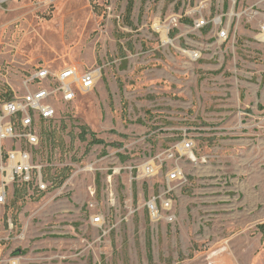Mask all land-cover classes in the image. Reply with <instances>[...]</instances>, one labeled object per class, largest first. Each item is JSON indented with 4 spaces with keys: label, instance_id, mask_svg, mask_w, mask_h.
Here are the masks:
<instances>
[{
    "label": "rangeland",
    "instance_id": "rangeland-1",
    "mask_svg": "<svg viewBox=\"0 0 264 264\" xmlns=\"http://www.w3.org/2000/svg\"><path fill=\"white\" fill-rule=\"evenodd\" d=\"M129 2L13 0L0 9V99L24 91L41 64L101 69L92 91L39 124L35 160L52 185L10 199L5 258L264 264V42L262 19L250 15L264 1L133 0L128 19ZM90 132L108 145H91ZM185 135L195 160L181 154ZM152 164L162 168L148 176ZM176 165L187 177L167 194L176 219L156 222L146 203L168 190Z\"/></svg>",
    "mask_w": 264,
    "mask_h": 264
},
{
    "label": "built area",
    "instance_id": "built-area-1",
    "mask_svg": "<svg viewBox=\"0 0 264 264\" xmlns=\"http://www.w3.org/2000/svg\"><path fill=\"white\" fill-rule=\"evenodd\" d=\"M10 1L13 0H0V9ZM232 1L236 2V0ZM231 12L233 15V11ZM250 15L262 19L257 39L264 42V12L252 10ZM205 23V20L197 21L196 26L200 27ZM220 34L227 38L228 30L224 27ZM100 78L101 69L96 67L82 70L70 64L53 69L47 64H41L22 80L21 85L24 91L10 92L9 97L0 99V220L4 221L0 226L2 228L0 230V263L20 264L21 260L20 257H11L12 252L5 258L6 246L15 229L11 217L4 220L10 199L16 192L25 193L30 187L43 193L52 185L44 175L43 165L35 160V153L41 142L39 124L54 120L59 112V104L71 103L78 95L92 91ZM194 147V141L186 135L179 144L181 154H188L190 158H192ZM167 156L173 159L175 154L170 152ZM149 166L143 170L148 176L155 175L162 168V165ZM166 178L168 190L158 197L153 196L146 203L152 219L156 222L162 218L168 222L175 221L174 200L167 194L187 181L184 170L179 165L171 168L166 173ZM158 198L161 200L165 215L161 214ZM92 220L98 225L105 223L102 214H98ZM23 238V233L17 236L18 240Z\"/></svg>",
    "mask_w": 264,
    "mask_h": 264
},
{
    "label": "trees",
    "instance_id": "trees-1",
    "mask_svg": "<svg viewBox=\"0 0 264 264\" xmlns=\"http://www.w3.org/2000/svg\"><path fill=\"white\" fill-rule=\"evenodd\" d=\"M133 7H134V2H133V0H130V2L128 4V7H127V18L128 19H130L131 13L133 11ZM185 21L192 22L189 19H185ZM81 128H82L81 139L82 140H86L87 139V134H88L89 131H87L85 126H82ZM90 133H91V136H92V139H91V142H90L91 145H95V144L108 145V143H106V141L104 139L98 138L94 132H90ZM62 182H63V180L61 181V183Z\"/></svg>",
    "mask_w": 264,
    "mask_h": 264
},
{
    "label": "bare ground",
    "instance_id": "bare-ground-1",
    "mask_svg": "<svg viewBox=\"0 0 264 264\" xmlns=\"http://www.w3.org/2000/svg\"><path fill=\"white\" fill-rule=\"evenodd\" d=\"M191 156H192V159H193V160H195V159H196V156H195V154H194V153H192V154H191Z\"/></svg>",
    "mask_w": 264,
    "mask_h": 264
}]
</instances>
